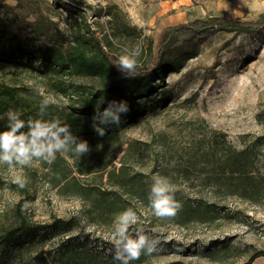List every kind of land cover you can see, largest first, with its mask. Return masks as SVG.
<instances>
[{
  "label": "rangeland",
  "instance_id": "obj_1",
  "mask_svg": "<svg viewBox=\"0 0 264 264\" xmlns=\"http://www.w3.org/2000/svg\"><path fill=\"white\" fill-rule=\"evenodd\" d=\"M73 2L83 9H75L78 15L63 8L74 7ZM111 6L141 32L142 45H152V51L165 29L211 18L256 22L264 16V0H0V12L4 8L0 17L15 34L35 37L38 42H46L40 33H47V43L54 46L83 32L84 24L104 39L111 33L109 18H95L90 12L107 11ZM177 46L194 56L182 57L179 72L166 77L157 95L168 91L170 99L163 108H152L113 140L84 156L73 149L57 153L51 165L36 160L23 168L0 164V227L16 224L20 204L28 223L42 229L27 247L11 255L10 264H52L72 253L82 260L89 258L90 264L112 263L109 250L114 247L116 217L103 224L92 223L87 216L91 200L103 194L109 198L122 195L130 202L139 217L133 233L143 229L160 239V250L145 256L143 264H264L263 257L251 259L264 251V202L256 205L237 197L226 199L201 189L198 175L185 180L178 174L187 159H192L188 156L192 145L213 133L224 135L239 148L258 142L264 153V28L257 34L215 32L195 39L180 37ZM135 47L132 41L114 42L110 51L121 50L123 55ZM0 86L17 89L18 96L35 109L49 99L46 111L56 116H63L75 99L98 88L93 78L43 76L7 64L0 65ZM59 86L67 89L66 94L59 92ZM119 169L126 177L137 176L146 187H151L156 174L167 177L181 200L192 202L200 197L203 204L224 212L213 223L185 227L159 219L116 186ZM80 171L85 173L80 175ZM259 172L264 173V160ZM18 175L28 180L23 189L13 182ZM81 189L92 192L88 195ZM25 201L31 206L22 211ZM223 214L228 216L222 218Z\"/></svg>",
  "mask_w": 264,
  "mask_h": 264
},
{
  "label": "trees",
  "instance_id": "obj_2",
  "mask_svg": "<svg viewBox=\"0 0 264 264\" xmlns=\"http://www.w3.org/2000/svg\"><path fill=\"white\" fill-rule=\"evenodd\" d=\"M72 4L74 7L63 5V8L77 14L75 9L79 3ZM80 7H78L79 11L82 9ZM0 14L4 15V8ZM90 14L95 18L102 15L109 18L107 24L111 33L103 39L97 37L84 24L83 32L77 31L69 40L62 39L54 46L47 43L50 39L47 33L41 31L40 36L46 37L47 41L38 42L35 37L15 34L11 26L4 22V18L0 17V65L28 68L43 76L67 74L93 78L98 84V88H94L93 92L75 99L76 103L68 106L63 116H56L46 111L42 117L39 115L40 109L31 107L18 96L17 89L0 86V131L7 130L8 113L11 110L17 112L19 118L26 122L35 119L49 121L58 119L70 128L74 136L87 141L90 149L99 148L105 142L113 140L116 134L135 124L152 108L153 110L163 108L169 101L168 91H163L159 95L161 97H157L166 77L171 73L179 72L182 57L190 59L194 56L192 53H184L183 48L177 46L180 37L195 39L215 32H231L235 35L257 34L264 28V16L256 22L225 18L196 20L184 26L163 30L152 51V45L147 44L146 47L142 45L141 32L130 26L117 7L111 6L107 11L100 10L98 13L90 12ZM64 41L67 42L66 45ZM128 41H132L142 50L138 58L136 75L132 78H125L115 66L122 55L121 50H118V53L110 51L114 42L125 45ZM58 88L59 92L66 94L65 87ZM111 100H126L130 110L126 115H122V122L118 126L110 125L106 128V134L100 137L93 130L92 117L96 112L103 111L107 102ZM22 131L27 132L28 129ZM190 151L188 156L192 159H187V163L178 173L179 177L189 180L191 175L196 174L201 189L217 192L226 199L237 197L256 205L264 202V173L259 172V164L264 160V153H261L258 142L239 148L226 141L224 135L213 133L210 137L194 143ZM80 173L82 175L85 171ZM114 174L112 172L109 175ZM116 177L119 181L115 184L124 191L125 195L131 200H137L143 207L151 209L148 199L150 186L146 187L142 184V180L137 176L126 177L122 174V169L118 170ZM81 190L87 191L88 195L92 192ZM96 191L100 192L99 188ZM178 193L175 192V197L183 204V208L175 219H168L177 226L213 223L221 218L220 211L224 212L223 208L216 211L214 205L203 204L200 197H196L192 202L183 201L178 197ZM103 195L104 197L91 200L92 208L87 216L92 223L109 224L118 214L131 208L130 202L122 199V195L111 198ZM19 205L15 211L18 218L16 224L0 227V264H10L11 255L18 248L27 247L30 238L42 231L38 225L28 223L21 215ZM223 216L225 217L222 218H226L228 215L223 214ZM77 256V253H72L67 259L62 257L52 261V264H76L77 261L79 264H90L89 258L82 260L80 257L76 258ZM260 257L264 258V251L255 253L251 259ZM144 258L145 255H142L131 264H143ZM110 264H118V262L113 261Z\"/></svg>",
  "mask_w": 264,
  "mask_h": 264
},
{
  "label": "clouds",
  "instance_id": "obj_3",
  "mask_svg": "<svg viewBox=\"0 0 264 264\" xmlns=\"http://www.w3.org/2000/svg\"><path fill=\"white\" fill-rule=\"evenodd\" d=\"M139 46L119 57L115 66L125 78L136 75L138 58L141 55ZM50 100L41 101L39 115H45ZM130 106L126 100H111L103 111L96 112L92 117L94 132L103 137L110 125L118 126L122 122V115H126ZM8 128L0 131V164L9 167L19 165L21 168L29 166L34 160L43 161L49 165L55 162L57 153L75 151L78 156L88 154L91 149L88 142L74 136L67 125L57 120L35 119L24 121L15 111L8 113ZM27 128L28 131H22ZM19 188L26 187L28 180L23 176H16L13 181ZM176 189L167 177L156 174L150 188L148 199L155 217L159 219H175L183 208V204L175 197ZM30 202L25 201L22 211L30 208ZM139 221L136 212L128 208L118 214L114 222V247L109 252L114 262L131 264L142 255L150 256L160 250V239L147 234L143 229L135 233L132 227Z\"/></svg>",
  "mask_w": 264,
  "mask_h": 264
}]
</instances>
